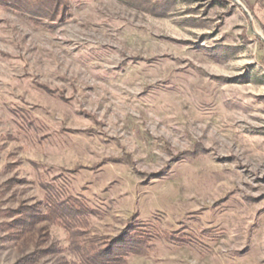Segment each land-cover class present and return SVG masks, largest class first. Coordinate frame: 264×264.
Returning <instances> with one entry per match:
<instances>
[{
	"label": "rangeland",
	"instance_id": "obj_1",
	"mask_svg": "<svg viewBox=\"0 0 264 264\" xmlns=\"http://www.w3.org/2000/svg\"><path fill=\"white\" fill-rule=\"evenodd\" d=\"M67 3L41 26L0 8V264L79 263L54 183L91 235L156 227L127 264H264V0Z\"/></svg>",
	"mask_w": 264,
	"mask_h": 264
},
{
	"label": "trees",
	"instance_id": "obj_2",
	"mask_svg": "<svg viewBox=\"0 0 264 264\" xmlns=\"http://www.w3.org/2000/svg\"><path fill=\"white\" fill-rule=\"evenodd\" d=\"M0 8L12 9L29 15L36 26H41L45 20L51 24L57 20L62 21L69 14L67 0H0ZM39 87L59 100L69 101L58 90L50 91L43 85H39ZM137 134L141 136L140 132ZM196 154L185 153L184 155L193 158L196 157ZM105 161L127 165L131 160L128 161V158L120 157L105 159ZM94 168H99V165H94ZM78 169L74 171H78ZM149 176L156 177L158 175H147V177ZM44 191V197L49 204L46 218L59 223L68 233L70 248L78 257L79 262L74 264H127L131 258L148 257L155 251L154 239L160 232L155 230L156 227L151 226V223L145 224L135 217H130L124 228L115 237L103 239L101 236L91 235L90 232L91 218L98 214L94 209H90L79 197L68 193L60 183H54L50 187H46ZM37 212H39L37 208L33 207L29 211L28 217L34 218L35 215V218L38 219ZM164 235L165 240L170 243L187 242L183 235L176 236L177 233L164 232Z\"/></svg>",
	"mask_w": 264,
	"mask_h": 264
}]
</instances>
